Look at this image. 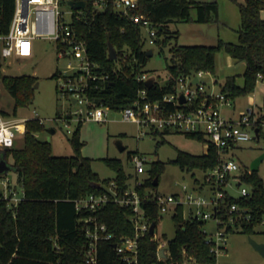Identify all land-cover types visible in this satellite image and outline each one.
<instances>
[{"label": "trees", "instance_id": "trees-1", "mask_svg": "<svg viewBox=\"0 0 264 264\" xmlns=\"http://www.w3.org/2000/svg\"><path fill=\"white\" fill-rule=\"evenodd\" d=\"M239 6L240 25L237 41L225 40L222 37L214 44H179L170 47L168 59V77L164 83L154 81L149 87L152 98H159L164 93L175 89L177 77L181 74L195 72L199 69L215 72L216 56L225 50L232 57L246 62L243 72V83L237 81V74H230L222 84V90L232 98L248 94L255 89L257 80L264 78V0H233ZM63 3L66 0H62ZM86 6L81 17L73 21L81 37L87 41L90 57L99 64L98 74L107 75L105 79L90 80L89 95L97 104L111 108H123L133 102L139 87L144 81L137 79V74L144 71L150 56L144 47L145 40L141 35L139 24L127 15L118 13L113 1L103 10H96L93 0H85ZM137 8L132 13H144L158 27L157 45L163 49L178 31H172V21H198L219 23V2L217 0H138ZM15 0H0V32L8 30L13 16ZM193 11L195 14L193 15ZM116 49L117 57L109 55V43ZM170 60V61H169ZM54 76H59L57 69ZM37 76L33 74H5L0 62V82L14 97L16 114L20 106L32 102L34 85ZM264 119V100L260 108ZM3 112L10 114L9 111ZM261 121L257 123L258 135L261 134ZM79 120L70 136L74 152L70 155L54 154L52 143L40 139L37 132L44 128L39 119H31L23 134V144L2 149L7 158L12 157V166L17 172V181L23 189L17 205H10L7 199L0 198V264H84L83 258L88 247L86 236L87 222L84 217L94 215L107 225L114 234L112 239L99 241V264H126L117 255L114 242L122 235H134L135 226L130 216L132 209L108 201L96 211L77 210L76 199L89 193L109 191L112 181L116 190L122 192L130 184L131 174L127 173L123 161L117 157H105L106 163L115 171V177L102 178L93 169V158L81 152L83 141L80 135ZM170 130H155L153 134L163 137ZM205 142L203 133H184ZM131 155V153H130ZM132 156V155H131ZM219 149L210 143L207 151L193 153L178 148L175 158L170 162L191 171L195 168L206 170L219 162ZM167 162L152 161L140 188H157L153 179L165 170ZM243 178L251 184L248 195L233 196L227 191L222 214L228 218V208L236 202L241 210L235 227L229 225L227 232L239 229L247 234L255 232V227L264 222V179L257 170L243 169ZM194 175V174H193ZM199 179L196 178V181ZM143 206L147 209L155 227L162 219L155 201L146 200ZM248 216V218L246 217ZM175 234L167 240L169 254L159 257L160 239H152L146 234L139 239L138 264H185L189 258L201 263L215 264L216 255L210 251L205 242L203 230L205 221L185 217L184 206L178 205L173 212Z\"/></svg>", "mask_w": 264, "mask_h": 264}, {"label": "built area", "instance_id": "built-area-1", "mask_svg": "<svg viewBox=\"0 0 264 264\" xmlns=\"http://www.w3.org/2000/svg\"><path fill=\"white\" fill-rule=\"evenodd\" d=\"M110 1H113L118 13L129 16L133 22L139 24L143 38V29H146L149 43L157 45L158 27L153 24L151 18L144 13L131 12L132 9L138 7V0H93L94 7L98 11L103 10ZM65 3L69 4V0ZM62 5V0H15L8 30L0 32V62L3 65L9 57L33 56L36 40L39 38H49L55 41L59 55L69 58L67 69L70 70H59V76L64 80L60 89L67 93L72 101L74 99V103L82 105L83 108L76 110L75 113L78 121L83 119L107 120L111 107L97 104L88 93L90 80L105 79L107 75L98 74L99 64L90 57L87 41L81 37L73 25V21L81 17L84 7L76 8L69 4L71 10L68 19ZM72 58L76 60V64L73 63ZM208 71L199 69L179 75L175 89L155 99L152 98L149 87L145 84L138 88L133 102L121 108L123 119L138 124L139 137L153 134L155 130L165 129L182 133H203L207 137L205 151L208 150L210 143H214L220 153L216 166L202 170L203 180L198 178L199 180L196 181L194 178L193 188L189 189L188 185L184 184L183 190L172 193L160 192L153 187H146L141 192L140 188L149 172L146 168V157L140 153H134L131 156L136 172V180L133 184L130 183L122 192H118L115 181H112L109 186L111 193L92 192L76 199L77 210L96 211L110 200L132 209L130 218L135 226V234L122 235L113 244L117 255L126 264H138L139 239L142 236L150 234L152 239H158L156 227L153 233L150 232L153 222L143 206L146 200L155 201L161 214L168 211L174 212L178 205H183L185 217L204 221L213 218L216 221V231L209 233L204 226L203 230L206 233L205 242L209 245L210 251L216 255L215 264H220L219 256L227 252L225 240L227 227L229 225L235 227L238 214L243 210L236 202H232L228 208V218H224L222 204L228 191L226 186L233 179L240 185L241 195H248L251 191V188L244 185L248 182L243 178L241 164L230 151L239 146L241 142L251 138L250 128H254L257 111L250 108L237 118L224 114L221 106L232 104L233 98L222 88L219 92L207 89L202 77ZM259 76L261 78L262 74ZM195 77L198 78L197 81L194 80ZM149 78L146 70L137 74V79L140 81L145 82ZM71 116V113L67 114L66 120ZM31 119H39L43 122V119L37 115L19 117L0 110V148L13 147L18 133L26 132L27 123ZM140 173H146L141 180L138 179ZM207 190H211L212 193L210 195L202 193ZM21 197L22 195L18 194L17 185L14 184L9 174L7 172L0 174V198L7 199L10 205H17ZM186 205L189 206L187 211ZM193 205L196 207L195 210L192 209ZM84 220L87 222L85 233L88 238V247L83 263L99 264V241L112 239L114 234L94 215L84 217ZM164 245L160 241L158 249L163 248L164 254L168 255L169 250L165 249ZM159 257L162 258L164 255H159ZM192 261L196 260L189 258L185 264H190Z\"/></svg>", "mask_w": 264, "mask_h": 264}, {"label": "rangeland", "instance_id": "rangeland-1", "mask_svg": "<svg viewBox=\"0 0 264 264\" xmlns=\"http://www.w3.org/2000/svg\"><path fill=\"white\" fill-rule=\"evenodd\" d=\"M205 1V0H203ZM219 2V18L221 23H207L198 21H172L169 23L172 31H178V36L173 37L168 45L163 49L159 45H151L148 41L147 30L143 29L145 40L144 47L154 48L153 54L144 66L150 78L164 83L168 77V61L171 56L170 47L179 44H214L219 37L225 40L237 41L239 22V6L233 0H217ZM62 9L65 10L66 17L70 18L71 7L68 3H63ZM193 15L195 11L192 12ZM224 19H228L229 26H225ZM167 57V58H166ZM73 63L76 60L72 58ZM69 58L59 55L56 42L49 38H39L36 40L35 53L31 57H9L2 65V72L5 74H33L37 76L38 85H34L32 102L26 106H20L16 116L33 117L37 115L43 119L44 128L37 132V136L52 143L54 154L70 155L74 152L70 142V136L77 127L78 117L76 110L82 105L76 104L71 97L64 93L60 87L64 80L61 76H54V72L67 69ZM170 61V60H169ZM246 68V62L235 59L225 50H220L216 56L215 72L208 71L202 77L206 82L209 91H221V83L229 74H238L237 79L241 81L242 75L239 73ZM217 79V80H216ZM0 110H7L13 113L14 97L8 92L0 82ZM264 100V78L257 80L255 89L248 93L237 95L232 104L222 105L221 110L224 114L233 115L237 118L242 112L253 108L257 115L254 124L257 126L261 121V134L257 135L253 127L250 128L251 138L240 143L239 146L231 150V154L241 164L243 169H251L252 161L264 153V119L259 117L261 110L258 109ZM83 108V107H82ZM72 116L66 120V115ZM54 128L55 131H50ZM80 135L83 141L81 146L82 154L93 158V169L102 178L115 177V171L106 163L105 157H117L123 161L125 170L131 174L129 182L133 184L136 180V172L131 155L140 153L146 157V168H149L152 161L163 160L167 162L165 170L161 174L157 190L164 193H172L183 190V185L187 184L191 189L194 186V178L203 180L204 172L195 168L187 171L179 165L170 162L175 158L178 148L191 151L193 153L205 152V142L197 138L187 136L179 131H169L164 134L166 139L157 145V141L162 140L161 134H147L139 137V126L137 123L123 119L121 108H109L107 120L83 119L80 126ZM118 141L125 145V149L118 147ZM23 144V134L18 133L15 145ZM0 148V153H1ZM131 153V155H130ZM12 163V157H7ZM258 173L264 179V157L260 161ZM7 173L17 185L18 194L22 195V186L17 182V172L12 166ZM194 174V175H193ZM146 173H140L138 179L145 177ZM17 182V184H16ZM251 188L250 183H244ZM233 196L241 195V187L237 181L231 179L226 186ZM202 193L210 195L211 190ZM195 206L192 209L195 210ZM189 206L186 205V211ZM162 219L156 227V236L161 240L167 249V240L175 234V222L173 212L168 211L162 214ZM204 228L209 233H214L217 229L216 221L210 218L205 221ZM258 242L264 243V222L255 227V232L247 234L239 229L229 231L225 234L227 252L219 256L220 264H264V254L257 249L250 241L249 237ZM190 264H210L192 261Z\"/></svg>", "mask_w": 264, "mask_h": 264}, {"label": "water", "instance_id": "water-1", "mask_svg": "<svg viewBox=\"0 0 264 264\" xmlns=\"http://www.w3.org/2000/svg\"><path fill=\"white\" fill-rule=\"evenodd\" d=\"M69 4L73 7H76V8H83L85 7V0H69ZM154 52V49L151 47V48H148L147 49V54L149 56H151ZM109 55L111 58H116L117 57V52H116V49L114 47V45L110 42L109 43ZM195 81L198 80L197 77L194 78ZM154 83V79L153 78H149L145 81V84L148 86V87H151ZM38 85V82L35 83V87ZM182 101L184 100V98L182 97L181 98ZM73 101H75L73 99ZM258 127L255 129L256 131V134L258 135ZM50 131L54 132L55 129L54 128H51ZM118 147L120 149H125V145L122 144L121 141H118ZM264 157V153L261 154L260 156L256 157L252 163H251V169L252 170H258L259 169V165H260V161L262 160V158ZM12 167V163H10V161H8V159L5 157V154L3 153L0 157V174L2 173H6L10 168ZM159 183V177L156 176L154 179H153V185H158ZM155 230V223L153 222L152 225H151V228H150V232L153 233ZM250 241L254 244V246L259 249L263 254H264V243L263 242H258L256 241L254 238H252L251 236L249 237ZM159 255L162 256L164 255V249L161 248L160 251H159Z\"/></svg>", "mask_w": 264, "mask_h": 264}, {"label": "crops", "instance_id": "crops-1", "mask_svg": "<svg viewBox=\"0 0 264 264\" xmlns=\"http://www.w3.org/2000/svg\"><path fill=\"white\" fill-rule=\"evenodd\" d=\"M240 1H243V0H240ZM237 5H238V4H237ZM262 17L264 18V9L262 10ZM239 22H240V12H239ZM219 23H221V21H220ZM222 23H224L225 26H229V25H230V24H229L230 22L228 21V19H227V20L224 19V22H222ZM222 38H223V37H222ZM223 39H225V38H223ZM235 59H236V58H235ZM244 71H245V69H244L242 72L239 73V76L242 75ZM235 74H236V73H235ZM229 75H230V74H229ZM237 75H238V74H237ZM227 76H228V75H227ZM227 76H226V77H227ZM237 77H238V76H237ZM240 78H241V81H240V82H239L238 80H237V81H238L239 83H243V76L240 77ZM225 79H226V78H225ZM237 79H239V78H237ZM216 80H217V79H216ZM224 81H225V80H224ZM224 81L221 83V85H220L221 87H222V84L224 83ZM233 100H234V98H233ZM262 105H263V103H262ZM262 105H261L258 109H260V108L262 107ZM228 116L233 117V115H231V114H229V113H228ZM85 156H86V155H85ZM89 157H90V156H89ZM91 158H92V157H91Z\"/></svg>", "mask_w": 264, "mask_h": 264}, {"label": "flooded vegetation", "instance_id": "flooded-vegetation-1", "mask_svg": "<svg viewBox=\"0 0 264 264\" xmlns=\"http://www.w3.org/2000/svg\"><path fill=\"white\" fill-rule=\"evenodd\" d=\"M2 154H3V152L0 153V157H1Z\"/></svg>", "mask_w": 264, "mask_h": 264}]
</instances>
